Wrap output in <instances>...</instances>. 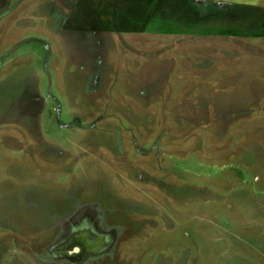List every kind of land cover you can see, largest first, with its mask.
<instances>
[{
  "label": "rangeland",
  "instance_id": "374dc122",
  "mask_svg": "<svg viewBox=\"0 0 264 264\" xmlns=\"http://www.w3.org/2000/svg\"><path fill=\"white\" fill-rule=\"evenodd\" d=\"M0 264H264V0H0Z\"/></svg>",
  "mask_w": 264,
  "mask_h": 264
}]
</instances>
